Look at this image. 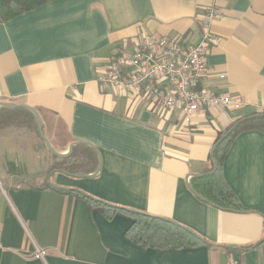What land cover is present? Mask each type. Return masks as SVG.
<instances>
[{
    "label": "crops",
    "instance_id": "obj_1",
    "mask_svg": "<svg viewBox=\"0 0 264 264\" xmlns=\"http://www.w3.org/2000/svg\"><path fill=\"white\" fill-rule=\"evenodd\" d=\"M211 5L223 14L211 27L221 41L205 57L199 88L237 97L240 109L185 121L98 81L109 59L144 35L200 43ZM0 101L53 112L102 163L95 177L49 174L40 134L0 129V264H264V131H242L223 156L221 174L240 209L210 204L189 187L201 178L192 174H211L212 149L228 129L264 114V0H51L0 17ZM71 190L203 239L143 247L127 236L132 215L110 218Z\"/></svg>",
    "mask_w": 264,
    "mask_h": 264
},
{
    "label": "built area",
    "instance_id": "obj_2",
    "mask_svg": "<svg viewBox=\"0 0 264 264\" xmlns=\"http://www.w3.org/2000/svg\"><path fill=\"white\" fill-rule=\"evenodd\" d=\"M222 16L215 5L204 9L202 40L193 46H184L178 39L165 36H142L132 50L123 48L109 59L98 81L104 87L144 96L153 109L178 110L185 121L206 109H216L222 114L227 109H240L242 103L237 97L199 88L207 71L205 57L221 41L211 27ZM46 254V250L38 249L35 257L44 258Z\"/></svg>",
    "mask_w": 264,
    "mask_h": 264
},
{
    "label": "trees",
    "instance_id": "obj_3",
    "mask_svg": "<svg viewBox=\"0 0 264 264\" xmlns=\"http://www.w3.org/2000/svg\"><path fill=\"white\" fill-rule=\"evenodd\" d=\"M49 1L51 0H0V17L3 21H7ZM37 110L43 120V131L53 147L58 152L68 151L75 139L70 135L64 122L51 111L43 108H37ZM8 127L27 128L40 134L37 119L32 111L25 108L0 106V129ZM249 129L264 131V116L243 122L216 149L217 171L194 179L196 189L195 186H192L193 189L202 195L208 203L222 208L240 209L239 201L222 177L221 167L223 156L232 141L239 133ZM51 157L53 163L49 168V174L57 170L66 174L85 176L94 173L99 165L98 153L85 144L75 145L72 154L67 158H60L55 155H51ZM71 191L81 195L77 190ZM87 198L94 207L106 212L110 218L117 211L132 215L134 221L127 230V236L143 247H183L199 242L189 229L166 221L164 218L143 212H131L127 208L114 206L90 197Z\"/></svg>",
    "mask_w": 264,
    "mask_h": 264
},
{
    "label": "water",
    "instance_id": "obj_4",
    "mask_svg": "<svg viewBox=\"0 0 264 264\" xmlns=\"http://www.w3.org/2000/svg\"><path fill=\"white\" fill-rule=\"evenodd\" d=\"M0 106H6V107H12V108H25V109H28L30 111H32L37 119V122H38V127H39V131H40V136L42 138V140L44 141L47 149L50 151V153H52L53 155L55 156H58L60 158H67L69 157L72 152H73V148L75 145L78 144V142H73L70 147H69V151L67 153H62V152H58L52 145V143L50 142V140L47 138L45 132L43 131V120H42V117L39 113V111L37 110V108L35 107H32V106H29V105H24V104H18V103H14V102H7V101H0ZM264 114H257V115H254V116H251V117H248V118H244V119H241L239 120L238 122H236L218 141L217 143L214 145L213 149H212V161H213V164H214V169L213 171L211 172V174H213L214 172L217 171L218 169V160L216 159L215 157V153H216V149L218 148V146H220V144H222L224 142V140H226L243 122L247 121V120H250V119H253V118H259V117H263ZM101 166H102V163L100 161L99 163V167L97 169V171L95 173H93L92 175H87L88 177H95L101 170ZM73 176H78L76 174H71ZM191 176H198V177H202L204 176L203 174H192ZM189 187L192 189V191L198 196L200 197L201 199L203 200H206L202 195H200L199 193H197L193 187L191 186V184L189 185ZM57 188L61 189V187H58ZM81 194H83L84 196L86 197H90L92 199H95L93 197H91L90 195L86 194V193H82L80 192ZM96 200V199H95ZM127 210L131 211V212H138L136 210H133V209H128ZM166 221H169V222H172V223H175L174 221L172 220H169V219H165ZM176 224V223H175ZM198 239H203L202 237H200V235L196 234L195 232L191 231Z\"/></svg>",
    "mask_w": 264,
    "mask_h": 264
},
{
    "label": "rangeland",
    "instance_id": "obj_5",
    "mask_svg": "<svg viewBox=\"0 0 264 264\" xmlns=\"http://www.w3.org/2000/svg\"><path fill=\"white\" fill-rule=\"evenodd\" d=\"M39 139H40V138H39ZM38 145H39V148H41L42 151L45 153V155H47L48 159H49V160H52V157H51L50 153L47 152V148H46L45 143H44V141H43L42 139L39 140V144H38ZM40 165H41V164H40ZM40 165H39V167H40ZM39 167L36 168V170L40 169ZM45 167H46V165H45Z\"/></svg>",
    "mask_w": 264,
    "mask_h": 264
}]
</instances>
